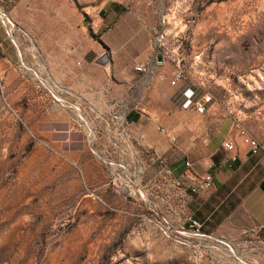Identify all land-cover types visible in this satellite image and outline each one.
I'll list each match as a JSON object with an SVG mask.
<instances>
[{"label": "rangeland", "instance_id": "rangeland-1", "mask_svg": "<svg viewBox=\"0 0 264 264\" xmlns=\"http://www.w3.org/2000/svg\"><path fill=\"white\" fill-rule=\"evenodd\" d=\"M68 35L78 52L54 55ZM82 50L90 82L55 80ZM153 74L180 108L186 88L211 98L167 121L173 144L124 120ZM222 120L264 140V0H0V264H264L253 232L204 236L219 223L168 170L203 159Z\"/></svg>", "mask_w": 264, "mask_h": 264}, {"label": "crops", "instance_id": "crops-1", "mask_svg": "<svg viewBox=\"0 0 264 264\" xmlns=\"http://www.w3.org/2000/svg\"><path fill=\"white\" fill-rule=\"evenodd\" d=\"M52 13L57 18L52 22V28H54L52 40H55L57 35L55 28L59 26V30L62 27L65 31L68 30V27L61 20V10H54ZM32 23L34 24V21ZM32 29L34 30V28ZM36 33L34 34L35 38L37 35L40 37L41 33ZM53 49L54 55L60 54L62 56H64V50L78 52L69 35L68 37L64 36L63 41L55 43ZM94 51L97 52V50ZM81 53L80 69L76 66L75 58L70 54H65L67 57L65 60L62 59V62L55 63L53 78L55 80L73 81L81 76L84 83H89L88 76L93 71L91 65H97L96 58L93 63L89 64L86 61V51L82 50ZM95 71L98 70L95 69ZM148 81L149 85L145 92L144 101L145 115L131 112L125 114L124 120L128 126L133 125L135 127L136 124H139L145 131L138 133L137 139L140 138L145 144L151 145L152 141L156 139L155 128L159 126L160 129L168 126L167 121L171 125L173 118H176L177 114H182L184 110L170 102L164 78L153 74ZM184 90L181 91V98ZM210 105L211 103L208 110ZM99 112L100 115H103L102 111ZM192 112L196 114L193 110ZM116 118L119 120V117ZM229 125L228 122L221 121L217 128L218 135L211 137L207 142L208 153L203 159L170 160L168 170L173 179L183 182L186 187L195 186L206 174L212 175L213 188L208 192H197L199 196L196 202L199 207L195 211L203 208L209 213L208 219L202 220V225H205L207 220L219 224L216 225L215 232L210 233V235L203 234L204 236L232 241L236 239L238 233L253 232L264 244V158L249 156L247 148L240 140L236 144L237 159L235 162H230L229 155L220 149L221 142L230 137L228 134ZM218 141H221L219 147ZM217 154L220 155V158L215 157ZM214 157L217 162L214 161ZM193 220L197 223L200 221L197 218H193Z\"/></svg>", "mask_w": 264, "mask_h": 264}, {"label": "built area", "instance_id": "built-area-1", "mask_svg": "<svg viewBox=\"0 0 264 264\" xmlns=\"http://www.w3.org/2000/svg\"><path fill=\"white\" fill-rule=\"evenodd\" d=\"M94 2L103 1V0H92ZM7 24L13 26L12 22L3 16L2 18ZM137 71H141V68H137ZM183 78L182 71L177 69L174 76L172 84L174 85L180 79ZM211 103V98L208 95H202L197 97L196 94L191 89H185L182 93L181 108L183 110H193L198 115H204L208 106ZM233 127L235 129L236 137L241 140V143L247 148V153L249 156L258 157L261 156L264 158V140L258 141L252 138L246 130L241 127L237 122H234ZM159 131L166 137V139L173 144L175 142V137L171 135L170 132L164 128H160ZM220 149L224 153L229 155V161L235 162L237 159V147L235 140L232 137L224 139L220 144ZM213 188V177L211 174H206L194 188H192L193 193L197 192H208ZM192 224L196 227H199L196 222L192 220Z\"/></svg>", "mask_w": 264, "mask_h": 264}, {"label": "water", "instance_id": "water-1", "mask_svg": "<svg viewBox=\"0 0 264 264\" xmlns=\"http://www.w3.org/2000/svg\"><path fill=\"white\" fill-rule=\"evenodd\" d=\"M160 61V60H159ZM194 222H196L195 220H193Z\"/></svg>", "mask_w": 264, "mask_h": 264}, {"label": "bare ground", "instance_id": "bare-ground-1", "mask_svg": "<svg viewBox=\"0 0 264 264\" xmlns=\"http://www.w3.org/2000/svg\"><path fill=\"white\" fill-rule=\"evenodd\" d=\"M90 129V128H89ZM90 134H91V132H90Z\"/></svg>", "mask_w": 264, "mask_h": 264}, {"label": "trees", "instance_id": "trees-1", "mask_svg": "<svg viewBox=\"0 0 264 264\" xmlns=\"http://www.w3.org/2000/svg\"><path fill=\"white\" fill-rule=\"evenodd\" d=\"M193 220V219H192Z\"/></svg>", "mask_w": 264, "mask_h": 264}]
</instances>
